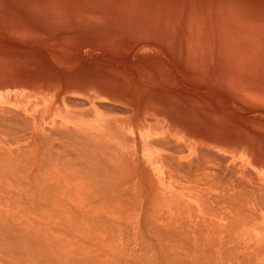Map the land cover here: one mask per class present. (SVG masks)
Instances as JSON below:
<instances>
[{
    "label": "rangeland",
    "instance_id": "1",
    "mask_svg": "<svg viewBox=\"0 0 264 264\" xmlns=\"http://www.w3.org/2000/svg\"><path fill=\"white\" fill-rule=\"evenodd\" d=\"M3 87H6L7 88L6 90H13L17 92L18 98L15 100V102H11V101H7L5 98L0 97V105H4V106L17 105L16 108L3 107V110L1 107L0 117H2L1 115L3 114L4 110H5L4 113H9V116L10 114L12 116L13 114L16 115L17 113L18 115L21 116V118L18 116L17 117L15 116L16 118L12 116L14 117L12 118L10 116L11 118L10 120V118L7 116L5 118V114H3L4 115L3 118H5V120L3 118L2 119L0 118L1 120L7 122L6 124L3 123L4 121L2 123L0 122L1 123L0 130L2 129L1 130L2 134L0 133V139H1L0 149L1 151H3V152L0 151V160H2L0 161V165H2L0 166V170H1L0 176L2 179L4 176V180H2L1 178L0 179L2 181L1 185L4 187V188L1 187L4 189V190L1 189L3 191L8 190L9 187L11 188L13 187L12 185L15 184L14 185L15 187L11 188L12 190L10 189L11 191L19 190V192H22V191H26V189H30L31 197L32 195L34 196V198L32 197L33 199L39 202L38 199L42 197L41 199L42 200L44 199V202L43 201L40 202H43L44 204H48L46 203L45 198L48 199L49 201L52 200V198L56 195L54 194V192L57 190V189L55 190V187L58 186V188L61 187V189H59L60 191L57 190V192L60 193V195L57 193V196L60 197L58 198L57 196H55L56 199H59L58 200L59 202L58 201L56 202H58L59 205L61 203V205L63 204L62 206L66 205L69 207L72 206L75 207L74 204L77 203H73V202H78L79 205L76 206L80 207L83 203L85 204L84 199L86 200L87 196H89L90 194H92V196L94 195L96 196L97 191H99L96 188L97 187L96 184L99 183V181H97V183L93 181L91 182V177H89L88 175H86L88 176L86 177L85 174H83L84 171L81 170L83 172L82 173L79 170L80 168L81 169L83 167L85 168V166L88 165L86 163L81 162L84 165L86 164L85 166L83 165V167H81L80 165L81 163L80 162H79L80 164L78 163L77 158L80 157L79 154L80 152L77 153L78 157H76V160L72 158L76 154L74 151L75 147L79 146L80 144L77 145L72 142L71 144H75L74 145L75 147L72 145V147L74 148L70 147L71 144L69 145V143L71 141L69 140H67L69 141L67 144L69 145L68 146L69 148L65 146V144L67 143L66 140H65L66 142L64 141L65 144L64 143L60 144L65 139V134L67 133L66 132L61 133L62 128L61 129L58 128L59 126L58 124L61 123L60 120L61 116H58L61 110L55 109L58 107L60 108L68 107L71 109L83 107L85 108V111H87V107L91 108V106H93V108L96 111H100L101 113L105 109L103 114L107 113L111 115L112 118L109 117V121L112 122L114 121L113 122L114 128H115V123L117 127H119L118 123H121V127H123V123L125 122L128 125L134 126L137 125V123L140 122V120H142L143 122H148L153 116L154 117L156 116L160 120V123L164 122V124L167 125V127L161 129L160 134L163 133V137H165V135L167 136L175 135L177 137V141H175L176 143L173 142L172 147H174V144H177L175 145L176 147L177 146L179 147L180 145L179 148L175 147L176 149H178V153L176 152L177 155L182 157V159H184L183 156L185 155L188 156V160H183V162L186 163L189 160L191 161L190 157L192 156L193 163L191 162L192 165L189 164V166L191 167H188L187 165L188 163L184 165L182 163L181 165L184 166L182 169V166L175 164L178 167L173 166V169L174 167L176 168V170L178 168V172L176 173L173 172L174 176L172 173V178H171V176L168 175L167 170L170 169V171H172V169L168 167V164L165 163L166 162L165 154L166 151L168 152L166 148L169 146H166L165 144L166 142L165 143L163 142V145H165L166 147L163 146L164 152L160 151V154L158 156L160 159L163 157L165 159V162L163 161V164L161 165H163V169H164L163 178L164 181L166 182L162 186L160 184V180L158 181L156 177H152L153 180H151V177L149 175L148 178L144 176L147 175V172L143 171L145 166L141 161V155L138 145H135V147H130L129 145L134 144L133 143L134 141H132L131 139L127 140L128 142L124 141L121 144V148L123 147L124 149L129 150L128 152L130 153L123 151L120 154L121 158H119V161L121 163L120 162L119 163L121 166L119 165L120 169L118 173L120 174L119 177H121L122 175V178H120L121 180H118L119 179L118 177L113 176L114 179L113 178L111 179L112 181L116 179V181H120V182L116 183V181H113L114 184L116 183L117 186L115 185L113 186L112 181L108 183L113 186L112 188L108 186H103V183H101L102 186L105 188L103 187L100 188L101 189L103 188L104 189L103 191H106L105 194H103L104 192L101 190L102 193L100 191V194L97 193V196L96 197L94 196L95 197L94 199L99 197L97 198V200L94 199L91 200V196L87 198L88 200H91V202L94 201L93 205H89L87 207L92 206L94 212L97 213V215L101 213L100 220H103L102 221L103 223L105 221L104 224L102 223L103 225L101 227V230L104 227L107 230V232L110 231L111 233L110 232L107 233L104 228H103L104 231L103 230L101 231L100 228L97 229L95 228L97 231H94V229L91 228L90 221H88V223L86 221V219H88L85 217L86 212L84 213L83 210H81L82 213L84 214H81V217L79 216L81 213L79 208L80 213L76 217L77 218L80 217V218L76 220V222L79 221L80 223L77 222L78 223L77 227L79 226V224L81 225L83 224V226H81L79 229L82 231L85 230L83 231L85 233L87 232L86 234L83 233L86 237H84L83 235V237L81 238L80 236L82 235V231H79L74 226L75 225L74 219H76L74 215H76L78 211L76 213L75 211L76 209L73 210V212L75 211L74 215L72 214V212L69 213V211H66L65 214L66 216L68 215L70 216L71 214L73 215L72 216L74 218V219L72 218L73 220L70 219L71 217L68 219H70V221L72 220L71 225H73L74 227L70 226V222L68 221L67 225L69 226H65V228L69 227L70 229H72L71 230L73 232L72 234H74L73 236H75L74 238L77 241L76 252L74 253V255L76 254H78V256L82 255L83 257L82 256L78 257V259L80 258L83 259L82 263L85 261L84 260L85 256L86 258L87 257L90 258V256L94 254L93 260L92 258H90V264H92L91 261H98V257L96 256L100 257L103 255V253H105V256H107L106 257L107 260L106 258L102 260L103 258L101 257L100 259L103 261V263L106 262V264H119L120 262H122L121 264H128V263L134 264V262L135 264H143V263L150 264L148 262V259H150L151 264H164V261H162V259L165 254L166 255L170 254V252L169 253L166 252L167 250H169L171 251V253L176 252L179 254L181 253L183 254L185 252L184 254L186 256L183 255L184 260L186 259L190 260V258L192 260L194 255L200 256L203 254L200 257V259L199 256L195 258L196 261L199 260L198 264H202L204 262L206 264L207 260H208L207 263L209 264L210 263L239 264V262L241 264H254V263L264 264L263 258H262L263 260H260L259 258L261 257H259L258 255H257L258 257H255L254 254L248 253V252L253 253L252 250L249 249L251 247L250 245H254L255 239L259 238L255 234V231H253L251 228L243 227L244 229L243 241L240 240L236 242L235 240H232L230 242L228 241L229 243L225 242L226 245H224L223 242L225 241L224 239H226L224 236L223 238H221L222 236H218V233H215V230H214V236H212V234H209L211 233V228H212L211 226L209 225L207 226L206 224L203 223L201 224L193 223V222L191 223V221L188 222V220H186L189 216L188 214L189 207L187 201L190 202L191 199L190 195H192L193 193L200 194L199 193L200 187H203L200 192H202L204 195L208 193L205 191H209L208 193L209 195L212 194L210 193L211 191L210 185L204 184V185H208V186H204L201 183V181L203 183L206 181L208 182V178L207 180L206 178L204 180V177L207 176L206 175L204 176L203 174L202 178H200V176L197 177V175L202 174L203 170L199 171L201 174H198V169H197L198 167L196 166L199 167L201 166L200 168L202 169L204 168L205 171H203V173L206 172L207 169L214 170L215 168V171L218 172V175L220 174L219 176L221 175L228 176L227 174L229 173H227L228 170L226 169L228 168L231 169L234 167L235 170L236 168L241 167V165L244 164L245 162L240 160L238 157L232 158L230 156V155H234V153L232 152L237 153L239 151L241 152L243 158L246 161H248L247 166L251 167L250 165H253L255 169L264 170V0H0V88ZM82 99L83 101L85 100L84 105ZM79 101L81 102V104L79 103ZM77 102L80 105H78ZM74 104L78 106H75ZM96 104H98L99 107ZM147 106L152 107V109L150 107L148 108ZM8 108H10L9 112H8ZM131 109L135 113H129L130 112L129 110ZM145 109H147L148 111L147 113L151 114L152 117L151 116H148L146 118L141 117V119L139 120L138 115L136 117L135 114L143 113ZM153 109L154 111H152ZM13 110L17 113L15 114ZM11 111H13V113ZM36 111H39L37 112L38 114H42L40 116V121H41L40 127H37L39 126L38 124L40 121L36 115ZM22 117L24 119H22ZM26 117H28V119H26ZM33 118L34 120H37V123L33 122ZM12 119L15 120V121L13 120L14 123L12 122ZM25 119L27 122L25 121ZM10 121L13 123L15 127L14 126L11 127L12 124H10ZM21 121H24V123L26 122L25 125H23L24 123H21ZM15 122L17 123V125L20 126H16ZM112 122H110V124H112ZM3 124H5L6 126L4 127L5 131L3 129ZM21 125L26 126L24 128L25 130L22 129L23 127ZM177 125L178 127H176ZM8 127L9 130L7 129ZM19 127H21V129ZM28 127L30 129H28ZM13 128H16L18 130L16 129L13 130ZM171 128L177 129L178 132L174 133ZM6 129L8 131L12 129L10 131V134L8 131L7 133L9 135L12 134L13 137L9 135L6 136L4 135V132L6 134ZM20 130H22V132H20ZM12 131L15 132L18 131V132L15 134V132ZM58 132L61 133L60 134L61 139H59L60 136L58 135L59 134ZM46 133H48L49 136L52 135L53 138L58 137L57 143H56L57 138H54V141L53 139H51L52 136L49 137L52 141L48 139V137L45 138L46 135L48 136V134ZM20 134L23 135L25 134V136L21 135L23 137H20ZM126 134H128V131ZM182 137L186 138L187 146L183 142ZM5 138L7 141L5 140ZM10 138L13 140H11ZM161 138L158 139V141L161 140ZM9 139L12 141V143ZM164 139H162V141ZM47 140L48 141L50 140L49 141L50 143ZM166 140H168L169 143L172 144L170 138H166L164 141ZM105 141H106L105 144H103L101 148L105 150L106 145H108V147L109 145L110 147L112 146L111 148L109 147L111 151L107 147V152L106 150L105 152L108 154H112L110 156L107 154V156L109 158L111 157L114 160L115 159L114 147H116V145H112V143H114L112 142L113 140L109 141V139H107ZM39 142L45 145L43 144L41 145V143ZM179 142L183 145V147H181V144ZM47 143H49L50 145H48ZM37 144L38 145L40 144L39 146L41 147H39ZM57 144L58 145L60 144L59 147ZM126 144H128V146H126ZM171 144H167V145H171ZM2 146L4 147V149H2L3 148ZM82 146L83 145H80L79 147ZM213 146H215L216 148ZM17 147L19 148L20 152ZM79 147H77L76 151L78 150L80 151V149H78ZM195 147L196 150L201 147L202 149L200 148V150L202 151L197 150L198 151L197 152L195 150ZM203 147H205L208 150L205 152L206 149H203ZM12 148L16 149L15 150L16 152ZM180 148L182 149V151L180 150ZM189 148L191 150H189ZM218 148L227 151L223 154H220L219 156V153H216V150H218ZM44 149H46V151ZM58 149L61 151H59ZM68 149H70L69 150L70 152H68ZM10 150L13 151L14 153L11 152ZM4 151L8 157L4 155ZM47 151L48 152L53 151V153H56V155L54 154V156H52L53 155L52 152H50L51 153L50 154ZM171 151L169 152L172 153ZM199 151L205 154L206 156L209 155L208 157H210V153L213 155V153L215 152L214 154H217V156H219V159H217V161L215 159V161L217 163L219 161V164H221L218 166L216 163V165L218 166V168L220 167L221 169H223L222 172H219L221 170L220 168L218 169L217 167H215V163L213 164L212 162L208 161V164L205 163L206 164L205 165L204 162H201L203 157H205V159L206 158L210 159L211 157L208 158L203 154L201 156L199 155ZM44 152L50 154L51 156L50 155L49 156L52 157V159L55 158L53 160L54 162L52 161L51 163L52 159L49 158L47 154L45 155ZM62 153L64 154L62 155ZM66 153L67 154L75 153L73 156L72 155L70 156L71 158L69 157L70 158L69 160H68L69 155L67 156V161H71V159H73V162L71 161L70 163L64 160L66 157L65 156ZM20 154H22V156H20ZM161 154L164 156H162ZM160 155L162 157H160ZM193 155L195 157H193ZM198 155L200 158L201 157L202 158L201 159L199 157L197 158ZM222 156L225 160L227 159V161H225L222 158ZM226 156L229 158H227ZM17 157L23 159L19 160ZM40 157L41 158L43 157V159H41ZM102 157L104 158V160L102 158L103 160L102 162H104L105 164L107 163L109 164L110 162L112 163V159L107 160V158H105L106 154H103ZM81 158L85 159L84 162H86V159L88 157L81 156ZM81 158H79V160ZM194 158L197 161L198 165L196 164ZM12 159L15 160L12 161ZM82 159L81 161H83ZM205 159L203 158L204 161H206ZM220 159L221 160L223 159L225 162L223 160L220 161ZM46 160L49 161L47 162ZM199 161L201 165L200 163H198ZM194 162H195V166H193ZM209 162L214 165V168L212 167L213 165L210 164ZM58 163L61 164L60 166L62 168L65 166L64 172L66 171L68 172V170H70L68 172L70 176L67 172L65 175L63 169H61L62 172H59L60 170L58 168L60 166L58 165ZM63 163H65L66 165ZM111 163L110 166H113V164ZM43 164L46 166H44ZM50 164H52L53 168H51ZM76 164L78 165L79 168L77 167ZM122 164L124 165L126 164L128 166L127 171H125L127 166L125 165L124 167ZM209 164L211 165L210 167L212 168L209 167ZM231 164L232 165L234 164L235 166H232ZM25 166H27L26 169ZM141 166L143 169H141ZM121 167L125 168L124 172L120 171L122 170ZM192 167L193 168L195 167L194 169L195 171H197L195 172L196 176L192 174L194 172V169ZM21 168H23L22 171ZM46 168L48 169L46 170ZM89 168L90 167L88 165V168L86 169L89 171L86 172L87 171L86 170L85 172L90 175L91 170ZM17 169H19L20 171ZM51 169L53 170L55 169V170L53 171ZM191 169L193 171H191ZM189 170L190 172H188ZM224 170H226V172H224L225 174H223ZM77 171L79 172L77 173ZM183 171L184 172L186 171L188 176L185 175L186 173H184ZM46 172H49L48 174L50 175H48ZM115 173H116L115 175L118 176V173L117 172ZM125 173L129 176L127 175L125 176ZM179 174L183 176H180L181 177L180 178L178 176ZM82 175L83 177H85L84 178L85 180H83ZM231 175L232 174H229V176ZM71 176H73L72 179ZM6 178L9 179L7 180ZM13 178L15 179L12 180ZM55 178L56 180H54ZM79 178L80 181H78ZM197 178H199L198 182L199 180L200 182L199 183L196 182V184L198 183L197 184L198 186L196 185V187L194 188L193 186L195 185H193V183L191 182H194L195 180L197 181ZM142 179H146V182L145 180ZM185 179H187L188 181H186ZM38 180L40 182H38ZM5 181L6 182L9 181L10 183L13 182V184L9 185L8 182L6 183ZM21 181L23 182V184L20 183ZM50 181L51 182L53 181L54 183L52 182L49 183L48 185L47 182ZM88 181L91 182L92 184L95 183L93 188L91 186L92 184L91 183L89 184ZM151 181H154V183ZM255 181L258 183L257 185L258 187L256 188H259L260 185L259 180L256 179ZM17 182L18 184L20 183L22 185L20 184L17 185ZM143 182H145L147 185L145 184V186H143L144 185ZM209 182L211 181L209 180ZM36 183L40 186L43 185V183L44 185L39 187ZM200 183L202 186H199ZM6 184L8 186H5ZM59 184H61L63 187ZM101 184L99 186H101ZM136 185L138 187H136ZM150 185L152 187L155 186L154 191L150 190L151 189ZM80 186H82V188L85 191L82 190ZM85 186L88 187L87 190L89 189L90 193L85 189L86 188ZM178 186L179 188H177ZM182 186L183 187L186 186V187L182 188ZM188 186L190 187L188 188ZM65 187L66 190H69L68 192L71 196L68 193H66L67 191L65 189H63ZM107 187L108 190H106ZM38 188H42L43 193L39 191ZM95 188L97 191L95 190ZM121 188L126 191L125 192L122 191ZM139 188L143 192L141 191V193H139L140 192ZM156 188H160L164 192L160 189L159 191ZM193 188L194 189L198 188L197 190L198 192L196 190L194 192ZM62 189L66 194L65 196L62 193L63 192ZM119 189H121V192L124 193L122 194L119 192L120 195L121 194L124 195L123 199L125 197V194L127 193L125 200L122 199V201H120V204L122 206L124 205L123 206L124 209L120 205L122 208L119 206L117 207L119 210H117V208L115 207L116 212L114 210L111 212L112 207L110 208V206H112L111 204L113 202L112 200H110V197L112 196L111 199H113L114 195H117L120 198L121 196L117 194L118 192H116V190L118 191ZM145 189L148 190L146 191ZM36 190H37V194L35 192ZM45 190H50V191L49 193H46ZM71 190H72L71 192L72 194L70 193ZM79 190L80 191L82 190V193ZM38 191L41 193H38ZM151 191H153L152 192L153 194H150ZM155 191L157 192L156 193L157 195L154 193ZM84 192H88L89 194L86 193L88 195L85 197ZM41 194H43L46 197L41 196ZM73 194L75 196H72ZM101 194L107 198H104ZM208 194L206 195L207 197L209 196ZM23 195L24 193L21 195V199H23L22 198ZM47 195L49 196L51 195V198L50 197L47 198L48 197ZM106 195H110V197ZM159 195L161 197H159ZM117 196L115 197L117 198ZM149 196H152L153 201L155 200V202L152 201V203H154L153 209L154 210L156 209L155 212L152 209V206H150L152 203L150 201L151 197ZM206 196H204L203 198H206ZM55 197L53 200H55ZM115 197H114V204L116 203ZM62 198H64V200H62ZM73 198L75 200H73ZM119 198H117V200ZM121 198L119 200H121ZM33 199H31V202L34 205H37L36 201L35 203L34 201H32ZM99 199L101 201L97 203ZM102 200L104 201L103 204L106 207V208L104 207L105 209L103 208L104 205L102 204L103 202ZM63 201L65 204L63 203ZM110 201L112 202L110 203V206L106 205ZM147 201H149V203L151 204L149 205ZM0 202H1V197H0ZM91 202L89 201V203ZM140 202L144 203L145 206L148 205L149 207L147 206L148 207V208L146 207L147 209L151 207L150 210H152V212L148 210L149 213L151 214V217H149V219L151 220V222H154L155 220L152 221V219H154L155 217L159 218V221H157V225L158 227H161L163 225V227L161 228H164V224L170 221L171 218L174 219L173 217L175 214H172L173 210L174 213H178L179 210L178 214H181L182 212V214L179 216L185 217L182 218V220L184 219L183 221H181L180 220L181 217L178 218L176 214L175 217L178 218V220H176L177 222L175 221V223H173L174 225L176 224V226H174L173 224L172 225L169 224L174 228L177 229L179 228L178 230L180 232L176 230L175 233V229L169 226V228L167 227L163 229V234H164V230L166 233L167 231L168 233L170 231V233L175 234V236L177 234V236L174 239H176L177 237L179 238L180 236L179 240L181 239L184 242V244L180 245L181 240L178 242L179 245L177 242H172L173 237L167 234L172 239H168L169 244L165 245L166 247H164L163 245L166 244L167 240L163 244L161 243L158 244L156 238L152 237L151 235H147V236L144 235L145 237L143 236L144 238L142 239L143 244H140L139 241V244L141 246L139 244L134 245L133 242L134 240L133 230H135L134 217ZM33 204L31 205L34 206ZM20 206H22L21 203ZM83 206L86 207V205H82L81 208H83ZM179 207L181 209H179ZM183 208H185L186 212L185 210H183ZM112 209H114V207ZM158 209L159 210L162 209V210L159 211ZM163 210H166V212H162ZM23 211L24 210L19 211L20 212L19 215L21 217L22 216H24L25 218L29 216L34 217V219L33 218L32 219L36 222L35 211H34L35 216L33 215V212H31V210H25V212ZM117 211L120 212L117 213ZM14 212H17V210H14ZM48 212L49 211H47V213ZM42 213L43 212L40 213L42 215V216L40 215L41 217H44L43 215L46 214L45 215L46 217H44L46 218V220L44 218H41L44 220V222L49 220L50 218L49 213L52 215V212H49L48 214L47 213L42 214ZM16 215H18V213ZM55 215L56 217L57 216L61 217V212L58 211L57 213L54 214V216ZM65 215L63 214L64 221H66ZM82 215H83V219H82ZM103 215H105V217ZM165 215L169 217L171 216L170 219ZM20 216L19 218H21ZM153 216L155 217L153 218ZM163 216H165L167 219H162ZM56 217H53V220L51 222L50 220L52 218L48 222H46L47 225L48 223L49 224L51 223L53 225L55 220L57 221L58 217L57 218ZM109 218H112V220H116V221H112L111 219L109 220ZM30 219L31 218H29V221L32 220ZM105 219L108 220L106 221ZM161 219L164 220V222ZM34 221L31 222V225L33 223L35 224ZM172 221L174 222V220ZM57 222H55L56 223L55 226L56 225L60 226V224H57ZM84 222L86 223V225H84L85 224ZM183 222H185V224L187 223L190 224V225L187 224L188 228H190V230L188 229V231H190V234L189 233L185 234L187 230L184 229L182 230V228L183 227L185 228L186 226ZM120 223H122L121 225L123 226V232H122L123 234L121 235L122 240L119 243L118 242L119 240L118 238H116V235L114 236V234L118 232L116 230L113 231L112 229L114 227L112 229L111 227L113 225L114 226L119 225ZM107 224L108 225L111 224L110 225L111 227L108 226ZM151 224H149V226ZM178 224L179 225L183 224V226L180 228ZM196 225L198 226L197 228ZM200 225L201 226L203 225L202 226L204 229L203 231H206V233L201 232L202 229L200 230V228L202 227H200ZM87 226L90 228L88 229ZM190 226H192V228ZM206 226L208 229L206 228ZM49 227L54 228V225L48 226V229ZM60 227H64V225ZM109 227L111 230L108 229ZM193 227L198 230L195 231L196 229L194 230ZM35 228L36 227H34L33 229ZM40 228L42 229L41 226ZM171 229H173L174 231ZM185 229H187V227ZM90 230L94 232L92 233V231L90 232ZM99 230L101 232H99ZM191 230L195 232H192ZM208 230L209 232L207 234ZM128 231H130V233ZM160 232H162V230ZM177 232L180 234L178 235ZM105 233H107V235ZM151 233L152 232H149L148 234ZM87 234H90L92 238L94 237L95 239L96 238L100 239L101 243L99 246L100 248L99 251H94V248L92 249L93 246L95 247L94 238L87 239L88 238ZM194 234H196L195 236L198 237V240L194 239ZM186 236L188 237L190 236L189 237L190 239H188ZM191 237L194 239V241ZM104 238H106L105 239L106 241H104ZM178 238L176 240H178ZM185 238L188 242L185 241ZM80 239H81L80 244L82 245H83V241L87 239L86 243L84 244L85 245L87 244L86 246L90 245L89 247H87V250H89V248L91 247L93 253H90L88 255L87 252L89 251L86 250V246L84 245L83 247L79 246L80 244H78L79 242L78 240ZM199 239H201V241ZM195 240L197 243L202 242L201 247H203L206 241L209 240V242L207 241L206 243L208 247L204 245L205 248L207 249L209 248V251L211 249L209 245L212 242L213 251L212 250L211 251L213 253L208 251L206 252L205 251L206 249L204 247L202 250H200L198 247H196L199 245V243L196 244ZM87 241L91 242V244L87 243ZM189 241L190 243L191 241L194 243H191L192 244L191 245ZM64 242L66 243V240L58 239L55 248H58L61 245L63 247V245L65 244ZM185 242H187L186 245ZM221 242L223 244H221ZM170 243H172V245L174 246V247L172 246L173 248H171ZM175 243L176 245H178L177 246L178 248L176 247ZM154 244L158 245L159 250L161 249L160 251H162V253L164 254L162 255L163 257H161L160 251L159 252L157 251L158 247L155 248V246L157 245L154 246ZM220 244L222 245L221 247L219 246ZM248 244L250 247H248ZM148 245L150 246L147 247ZM160 245L163 247V249L162 247H160ZM168 245L170 246L169 248H167ZM187 245L192 246L191 249H189L190 246ZM223 245L226 246L224 247L225 249L222 248ZM78 246L80 247L79 249H77ZM142 246L144 248L146 247L145 248L146 250L148 249L147 253L145 252V254H147L146 256L143 255L142 253L143 251H141ZM182 246L185 247H183L184 249L182 248L181 250L180 247ZM175 247H176V251L172 252L173 249H175ZM186 247L189 248L186 249ZM195 247L198 248L199 250L197 249L195 250ZM227 247L228 249L229 248L231 249V252L228 251ZM36 248H37L36 243L34 244L31 243V250H32L31 252L35 253ZM165 248L166 250L165 252H163ZM81 250L82 251L86 250L85 251L86 253L82 254ZM203 250L205 251V253H203L204 252ZM153 251L154 254H151L153 253ZM179 251H181V253ZM246 251L248 254L246 253ZM78 252L80 253V255ZM126 252H130L133 254L126 255L125 254ZM200 252L202 254H200ZM224 252L226 253L222 257ZM244 252L246 254H243ZM187 253L190 254L187 255ZM135 254L144 256V259H139ZM152 255L153 256L155 255V259H153L154 257ZM243 256L246 259V262L244 263L243 260L245 259L239 261V259H241L239 257H243ZM228 258L230 259L232 258L231 261L235 263L230 262ZM159 259L161 260L159 261ZM227 259L229 260V262ZM140 260H142L143 262H141ZM144 260L146 262H144ZM31 261H32L31 264H34L36 262L34 258H31Z\"/></svg>",
    "mask_w": 264,
    "mask_h": 264
},
{
    "label": "bare ground",
    "instance_id": "2",
    "mask_svg": "<svg viewBox=\"0 0 264 264\" xmlns=\"http://www.w3.org/2000/svg\"><path fill=\"white\" fill-rule=\"evenodd\" d=\"M65 99V98H64ZM65 101V100H64ZM82 101H83V99H82ZM85 101V100H84ZM84 101H83V105H84ZM111 101V100H110ZM55 102H57V101H55ZM89 102H90V100H89ZM66 103V102H65ZM75 103V102H74ZM79 103L81 104V102L79 101ZM114 103V102H113ZM125 103V102H124ZM67 104V103H66ZM70 104V103H69ZM77 104H78V102H77ZM80 104H78V105H80ZM86 104V103H85ZM90 104H91V102H90ZM75 105V104H74ZM78 105H75V106H78ZM98 107H99V105L98 104H96ZM71 106V105H70ZM72 106H73V104H72ZM103 106V105H102ZM2 107V110H3V107H17V105H13V106H10V105H7V106H4V105H0V108ZM19 107V106H18ZM100 107H101V105H100ZM148 107V106H147ZM150 107V106H149ZM148 107V108H149ZM106 108V107H105ZM110 108V107H109ZM112 108V107H111ZM151 109H152V107H150ZM154 108V107H153ZM155 108H156V106H155ZM5 109V108H4ZM7 109V108H6ZM35 109V108H34ZM42 109V108H41ZM56 110L57 109H60L61 110V112H59V115L58 116H61V123L60 124H58L59 126H58V128L59 129H61V133H67V134H65V139L63 140V142H61L60 143V141H59V143L60 144H62V143H64L65 144V142L67 141V140H69V141H71L70 143H69V145L73 142V143H75V144H77V145H83L82 147H79V146H74L75 144H71L70 145V147L71 148H74L75 147V155L74 154H67L66 153V157H65V159L64 160H66V162H70L71 163V161L73 162V159H71V161H67V156H68V160L71 158L70 156L72 155H74L72 158H74L75 160H76V157H78V152H80L79 154H80V157L79 158H81V156H83V157H88L87 159H86V162H84V160L85 159H82L83 161H81V159L79 160V158H77L78 159V163L80 162H82V163H86V164H88L89 165V169L91 170V174L89 175V174H87L86 172H88L89 170H87L86 168H88V165H84V164H80L81 165V167H83V165L85 166V168L83 167L82 169L80 168L79 170L81 171H84V173L83 174H85V176L86 175H88L89 177H91V182L93 181V182H95V183H97V181H99V183L101 184V183H103V186H108V187H110V188H112L114 185L115 186H117L116 185V183L118 182H120V181H116V179L115 180H113V181H116V183L114 184V182L111 180L112 178H113V176H116V177H118L119 179L118 180H121L120 178H122V175H121V177H119V173H118V171H119V165H120V161H119V158H121V156H120V154L124 151H126V152H128L129 150H127V149H124L123 147L121 148V144L124 142V141H127V140H129V139H131L132 141H134L133 143L134 144H130L129 146L130 147H135V145H138V148H139V151H140V155H141V161L143 162V164H144V169L142 168V166H141V169H143V171L145 172H147V175H144L145 177H147L148 178V175L151 177V180H153V178L152 177H156L157 179H158V181L160 180V184L163 186L164 185V183L166 182V181H164V178H163V165H161V164H163V161L165 162V159H166V164H168V167H170L171 169H172V171H170V169H168L167 170V172H168V175H170L171 176V178H172V173L173 172H178V168H177V170H176V168L175 167H178L177 165H180V166H182L181 164L183 163V165L184 164H187L188 165V167H191V166H189V164H191V162H192V154L190 155L191 157V161L189 160L188 162H183V160H188V156L187 155H185V156H183V158L184 159H182V157H180L179 155H177V153H178V149H176L177 147L175 146V145H177V144H174V147H172V145H173V142L174 143H176L175 141H177V137L175 136V135H170V136H167V135H165V137H163V133L162 134H160L161 133V129H164V127H167V125H165L164 124V122H162V123H160V120L155 116H151V114H149V113H147L148 111H147V109H145L144 110V112L143 113H139V114H135V116L137 117V115H138V118H139V120L141 119V117L142 118H146V117H148V116H151L152 118V120L150 119V121H148V122H143L142 120H140V122H138L137 123V125H134V126H132V125H128L126 122L125 123H123V127H121V123H118L119 124V127H117V125H116V123H115V128H114V125H113V122L112 121H109V117L110 118H112L111 117V115L110 114H103V112L105 111V109L102 111V113L100 112V111H96L94 108H93V106H91V108H89V107H87V111H85V108H83V107H80V108H75V109H71V108H68V107H66V108H60V107H58V108H55ZM93 109V110H92ZM102 109H103V107H102ZM108 109V108H107ZM106 109V110H107ZM150 109V110H151ZM260 109V108H259ZM39 110V109H38ZM135 110V109H134ZM137 110V109H136ZM10 111V108H8V112ZM14 111V110H13ZM13 111H11L12 113H13ZM43 111V110H42ZM130 111V112H129ZM128 112L129 113H135L132 109L131 110H129ZM152 111H154V109L152 110ZM5 112V110L3 111V114H5V118H6V116L7 117H9L10 118V116H11V114H10V116H9V113H4ZM7 112V111H6ZM10 112V113H11ZM19 112V111H18ZM46 112V111H45ZM108 112H110V111H108ZM138 112V111H137ZM14 113L16 114L17 112H15L14 111ZM20 113V112H19ZM129 113H127V114H129ZM154 113V112H153ZM1 115L2 117H0L1 119L3 118V116L4 115ZM29 115V114H28ZM42 114H37V117H38V119H39V121H40V116H41ZM132 115H134V114H132ZM157 115V114H156ZM12 116H18V117H20L21 118V116L20 115H18V113L16 114V115H12ZM11 116V117H12ZM14 117H12V118H14ZM15 117V118H16ZM5 118H3L4 120H5ZM0 119V122L2 123L4 120H1ZM22 119H24L23 117H22ZM26 119H28V117H26ZM26 119H25V121H26ZM148 119V118H147ZM10 120H11V118H10ZM14 119H12V122L14 123V121H13ZM17 120H18V118H17ZM17 120H16V122H17ZM126 120H127V118H126ZM29 121V120H28ZM168 121V120H167ZM11 121H10V124H12L11 125V127L12 126H14L13 125V123H12ZM15 122V123H16ZM27 122V121H26ZM25 122V123H26ZM33 122H36L37 123V120H34V118H33ZM110 122H112V124H110ZM0 123V124H1ZM3 123H7L6 121H4ZM9 123V122H8ZM21 123H24V121H21ZM21 123H18V124H21ZM25 123L23 124V125H25ZM30 123V122H29ZM5 124H3V129H4V127H6L5 126ZM28 124V123H27ZM16 126H20V125H17V123L15 124ZM125 125V126H124ZM8 126V125H7ZM22 126V125H21ZM171 126V125H170ZM10 127V126H9ZM9 127L7 128L8 130H9ZM15 127V126H14ZM23 128L22 129H24L26 126H22ZM53 127V126H52ZM174 127V126H173ZM176 127H178V125L176 126ZM2 128V127H1ZM17 128V127H16ZM16 128H13V130L14 129H16ZM20 129H21V127H19ZM112 128H114V129H112ZM6 129V134H5V132H4V135L6 136V135H9L10 134V131L12 130H10V131H8ZM27 129V128H26ZM28 129H30L29 127H28ZM172 129V128H171ZM2 130V129H1ZM1 130H0V133H1ZM16 130H18V129H16ZM25 130V129H24ZM24 130H23V132H24ZM4 131H5V129H4ZM7 131L9 132V134L7 133ZM48 131V130H47ZM117 131H119V132H117ZM127 131H128V134H126L127 133ZM172 131L174 132V133H177L178 131H177V129H172ZM12 132H15V131H12ZM18 132V131H17ZM17 132H15V134L17 133ZM20 132H22V130H20ZM46 132V131H45ZM121 132V133H120ZM27 133V132H26ZM59 133V132H58ZM61 133H59L58 135L60 136V138L59 139H61ZM2 134V133H1ZM46 134H48V133H46ZM124 136H123V135ZM179 134V133H178ZM13 135H14V133H13ZM18 135V134H17ZM16 135V136H17ZM21 135H23V134H20V137H23V136H25V134L23 135V136H21ZM28 135V134H27ZM26 135V136H27ZM30 135V134H29ZM51 135V134H50ZM9 136H12V134L11 135H9ZM42 136V135H41ZM52 136V135H51ZM51 136H49V134H48V136L46 135L45 136V138H47L48 137V139H50L49 137H51ZM55 136H56V133H55ZM180 136V135H179ZM182 136V135H181ZM13 137V136H12ZM19 137V136H18ZM62 137H64V136H62ZM161 137H163V138H161ZM7 138V137H6ZM6 138H5V140H6ZM9 138V137H8ZM17 138V137H16ZM42 138V137H41ZM44 138V139H45ZM54 138H57L56 139V143H57V140H58V137H54ZM54 138H53V136L51 137V139H53V141H54ZM127 138V139H126ZM161 138V140H159L158 141V139H160ZM166 138H170V141H172V144L171 143H169V141L168 140H166V141H164ZM183 138V137H182ZM11 139V138H10ZM9 139V140H10ZM20 139V138H19ZM23 139V138H22ZM25 139V138H24ZM50 139V140H51ZM63 139V138H62ZM72 139V140H71ZM107 139H109V141L110 140H113L112 142H114V143H112V145H116V147H114L113 149L115 150V152H114V157H115V159L113 160L111 157L109 158L108 156H107V154L108 153H106L107 152V147H108V145H106V148H105V150H106V152H105V150H103L101 147L103 146V144H105V140H107ZM162 139H164L163 141H162ZM1 140V139H0ZM11 140H13V139H11ZM10 140V141H11ZM49 140V141H50ZM66 140V141H65ZM131 140H130V142H131ZM7 141V140H6ZM10 141H8V142H10ZM41 141V140H40ZM48 141V140H47ZM48 141V142H49ZM52 141V140H51ZM65 141V142H64ZM69 141H67V143L65 144V146L66 147H68L69 145H67L68 144V142ZM162 141V142H161ZM2 142H3V139H2ZM5 142V141H4ZM104 142V143H103ZM128 142V141H127ZM163 142L166 144V146H171L170 148L169 147H167L166 149L168 150V152L166 151V154H165V159H164V157L163 158H159L158 156H159V154H160V151L161 152H164V147H166L165 145H163ZM183 142L185 143V145H186V142H187V140H186V138H183ZM11 143H12V141H11ZM35 143H37V142H35ZM39 143H41V142H39ZM50 143V142H49ZM49 143H47L48 145H50ZM160 143H162V144H160ZM180 143V142H179ZM6 144V143H5ZM43 143H41V145H42ZM59 144V145H60ZM63 144V145H64ZM167 144H171V145H167ZM181 144V143H180ZM190 144V143H189ZM7 145V144H6ZM38 145V144H37ZM40 145V144H39ZM38 145V146H39ZM43 145H45V144H43ZM47 145V146H48ZM52 145V144H51ZM53 145H56V144H53ZM58 145V144H57ZM59 145H58V147H59ZM72 145L74 146V147H72ZM179 145V144H178ZM184 145V146H185ZM47 146H46V148H47ZM126 146H128V144H126ZM125 146V147H126ZM164 146V147H163ZM187 146V145H186ZM206 146H207V144H206ZM3 147V146H2ZM39 147H41V146H39ZM50 147H52V146H50ZM57 147V148H58ZM77 147H79L78 149H80V151L78 150V151H76V149H77ZM109 147H110V145H109ZM108 147V148H109ZM112 147V146H111ZM110 147V148H111ZM176 147V148H175ZM179 147H180V145H179ZM178 147V148H179ZM181 147H183V145L181 144ZM213 147H215V146H213ZM1 148V147H0ZM18 148V147H17ZM44 148V147H43ZM55 148V147H54ZM56 148V149H57ZM61 148V147H60ZM59 148V149H60ZM69 148V147H68ZM70 148V149H71ZM83 150H82V149ZM110 148H109V150H110ZM201 148V147H200ZM200 148H198L197 150H200ZM216 148V147H215ZM2 149H4V147L2 148ZM12 149H14V148H12ZM49 149V148H48ZM55 149V150H56ZM58 149V150H59ZM65 149H67V148H65ZM70 149H68V152H70L69 150ZM202 149V148H201ZM203 149H206L205 147H203ZM16 149H14V151H15ZM18 150H19V148H18ZM45 151H46V149H44ZM50 150V149H49ZM48 150V151H49ZM52 150V149H51ZM54 150V151H55ZM72 150V149H71ZM134 150V149H133ZM172 150V151H171ZM180 150L182 151V149L180 148ZM189 150H191L190 148H189ZM195 150H196V147H195ZM196 150V151H197ZM208 149H206L205 150V152L207 151ZM210 150V149H209ZM0 151H1V149H0ZM7 151V150H6ZM11 151V150H10ZM28 151V150H27ZM29 151H31V150H29ZM47 151V152H48ZM57 151V150H56ZM59 151H61V150H59ZM66 151V150H65ZM90 151V152H89ZM111 151V150H110ZM169 151H171L172 153H170ZM184 151V150H183ZM187 151V150H186ZM200 151H202V150H200ZM199 151V155H201L202 156V154L203 153H201ZM211 151V150H210ZM209 151V152H210ZM227 150H223V149H220V148H218V150H216V153H219V156H220V154H223V153H225ZM238 151V150H237ZM1 152H3V151H1ZM11 152H13V151H11ZM16 152V151H15ZM19 152H20V150H19ZM18 152V153H19ZM23 152H25V151H23ZM50 152H52V156H54V154L56 155V153H53V151H50ZM50 152H48V153H50ZM67 152V151H66ZM72 152V151H71ZM177 152V153H176ZM198 152V151H197ZM203 152H204V150H203ZM214 152V151H213ZM14 153V152H13ZM12 153V154H13ZM45 153V152H44ZM48 153H45V155L47 154V156L49 157V158H51L52 159V157H50L51 155V153L50 154H48ZM106 154V157L105 158H107V160H110V159H112V163L111 164H113V166H110V163L108 164H105L104 162H102L103 160H104V156L102 157V155L103 154ZM128 153H130V152H128ZM179 153H180V151H179ZM189 153V152H188ZM215 153V152H214ZM213 153V155L210 153V157H208L209 155H205V154H203L204 156H206V157H208V158H210V159H205V157H203L206 161H204L203 160V158H202V160H201V162H204V164L205 163H207L208 164V161H210V162H212L213 164L215 163V167H217L218 168V166L219 165H221V164H219V161H218V163L216 162L217 161V159H219V156H217V154H214ZM232 153H234V155H230L232 158H234V157H238L240 160H242V161H245L244 162V164H242L241 165V167H238V168H236L235 170H234V167L233 168H231V169H226V170H228V171H230V172H232V169H233V172L232 173H230V172H228L227 171V173H229V174H232L231 176H229V174H227L228 176H225V175H221V176H219L218 175V172H216L215 171V168H214V165L212 164V163H210V164H212L213 166V168H214V170H212V169H210V170H208L207 168V171L206 172H204L203 173V171H205L204 170V168L202 169V168H200L199 166H196V167H198L197 169H198V174H201L199 171H202V174L201 175H197V177L198 176H200V178H202L203 177V174H204V176L206 175L207 177H204V180H205V178H206V180H207V178H208V182L206 183V182H202L201 181V183L204 185V184H208V185H210V189H211V191H210V193H212L211 195H209L208 193H209V191H205V192H208V193H206L205 195L202 193V192H200L201 191V189L203 188V187H200V189H199V193L200 194H198V193H193L194 194V196H193V194L192 195H190L191 196V199H190V202L189 201H187V204H188V207H189V210H188V214H189V216H188V218L186 219V220H188V222H190L191 221V223L193 222V223H203V224H206L207 226L209 225V226H211L210 228H211V233H209V234H212V236H214V230H215V233H218V236H222L221 238H223V236L226 238V239H228V240H226V239H224L225 241L223 242V240H222V242L224 243V245H226L225 244V242H230V241H232V240H235L236 242L237 241H243L244 240V238H243V234H244V229H243V227H248V228H251L253 231H255V234L259 237L258 239H255V243H254V245H250L249 246V244H248V247H250L249 249L250 250H252V252L253 253H250V252H248L249 254H254V256L255 257H261V258H259L260 260H263L264 259V170H262V169H255L254 168V166L253 165H250L251 167H249V166H247L248 165V161H246L244 158H243V156H242V154H241V152H237V153H235V152H232ZM58 154V153H57ZM61 154V153H60ZM64 153H62V155H63ZM89 154V155H88ZM135 154V153H134ZM162 154H164V153H162ZM161 154V155H162ZM198 154V153H197ZM196 154V155H197ZM4 155H6L5 154V151H4ZM50 155V156H49ZM109 156L110 155H112V154H108ZM132 155V154H131ZM130 155V156H131ZM160 155V157H162V156H164V155H162L161 156ZM199 155L197 156V158L199 157ZM3 156V155H2ZM1 156V157H2ZM7 156V155H6ZM10 156V155H9ZM17 156H18V154H17ZM20 156H22V154H20ZM28 156V155H27ZM44 156V155H43ZM59 156V155H58ZM8 157V156H7ZM26 157V156H25ZM55 157H57V156H55ZM70 157V158H69ZM167 157V158H166ZM193 157H195L194 155H193ZM225 157V156H224ZM227 157V156H226ZM3 158V157H2ZM14 158V157H13ZM19 160H22V159H20L19 157H17ZM16 158V159H17ZM41 158V157H40ZM45 158V157H44ZM101 158V159H100ZM102 158H103V160H102ZM196 158V159H197ZM200 158V157H199ZM200 158V159H201ZM222 158H223V156H222ZM227 158H229V157H227ZM8 159V158H7ZM30 159H31V157H30ZM41 159H43V157L41 158ZM46 159H47V157H46ZM50 159V160H51ZM55 158H53L52 160H51V163H52V161L54 160ZM215 159H216V161H215ZM224 159V158H223ZM222 159V160H223ZM15 160V159H14ZM13 159H12V161H14ZM29 160V159H28ZM57 160V159H56ZM101 160V161H100ZM194 160H195V158H194ZM198 160V159H197ZM211 160H213V161H211ZM221 159H220V161H222ZM225 160V159H224ZM223 160V161H224ZM0 161H2V160H0ZM5 161H6V159H5ZM9 161V160H8ZM39 161H40V159H39ZM42 161V160H41ZM47 162L49 161V160H46ZM46 161H44V162H46ZM58 161V160H57ZM60 161V160H59ZM115 161V162H114ZM196 161V160H195ZM225 161H227V159L225 160ZM224 161V162H225ZM10 162V161H9ZM19 162H21V161H19ZM31 162V161H30ZM54 162V161H53ZM61 162H62V159H61ZM76 162V161H75ZM107 162H109V161H107ZM120 162V163H119ZM138 162V161H137ZM136 162V163H137ZM233 162V161H232ZM2 163H4V162H2ZM24 163V162H23ZM27 163V162H26ZM43 163V162H42ZM77 163V164H78ZM193 163V162H192ZM198 163H200V161L198 162ZM216 163H217V165H216ZM223 163V162H222ZM231 163V162H230ZM15 164H17V163H15ZM25 164V163H24ZM30 164V163H29ZM37 164V163H36ZM35 164V165H36ZM54 164H57V163H54ZM63 164H65V163H63ZM68 164V163H67ZM76 164V165H77ZM166 164H165V166H166ZM170 164V165H169ZM175 164H177V165H175ZM196 164H197V161H196ZM209 164V167L211 166ZM234 164H236V163H234ZM232 165V166H235V165ZM240 164V163H239ZM27 165V164H26ZM31 165V164H30ZM30 165H29V167H30ZM44 165V164H43ZM43 165H42V167H43ZM49 165V164H48ZM58 165L60 166L61 164L60 163H58ZM57 165V166H58ZM66 165V164H65ZM69 165V164H68ZM67 165V166H68ZM124 167H125V165L124 164H122ZM187 165H185V166H187ZM192 165V164H191ZM198 165V164H197ZM200 165H201V163H200ZM203 165V164H202ZM206 165V164H205ZM0 166H2V165H0ZM12 166H14V165H12ZM16 166V165H15ZM44 166H46V165H44ZM50 166H51V168H53L52 167V164H50ZM54 166V165H53ZM62 166H64V165H62ZM72 166V165H71ZM121 166V165H120ZM127 166V165H126ZM173 166H175L174 167V169H173ZM193 166H195V162H194V165ZM208 166V165H207ZM19 167H20V165H19ZM22 167V166H21ZM26 167L27 166H25V169H26ZM28 167V168H29ZM40 167H41V164H40ZM61 167V166H60ZM58 168L60 171L59 172H62L61 171V169H63V172H64V168H65V166L62 168ZM77 167H78V165H77ZM124 167H121L122 168V170H120V171H122V172H124V170H125V168ZM138 167V166H137ZM136 167V168H137ZM183 167L184 166H182V169H183ZM187 167V168H188ZM206 167V166H205ZM212 167H210V168H212ZM246 167H248V168H246ZM36 168H37V166H36ZM56 168V169H57ZM79 168V167H78ZM118 168V169H117ZM150 168V169H149ZM193 168V167H192ZM195 168V167H194ZM193 168V169H194ZM216 168V169H217ZM220 168V167H219ZM218 168V169H219ZM243 168H245V169H243ZM2 169V168H1ZM11 169V168H10ZM22 169L23 168H21V171H22ZM42 169H44V168H42ZM48 168H46V170H47ZM57 169V170H58ZM67 169H68V167H67ZM66 169V170H67ZM127 169H128V166H127V168H126V170L125 171H127ZM190 169V168H189ZM221 169V168H220ZM12 170V169H11ZM17 170H19V169H17ZM51 170H53V169H51ZM55 170V169H54ZM53 170V171H54ZM77 170V169H76ZM87 170V171H86ZM117 170V171H116ZM131 170V169H130ZM173 170H176V171H173ZM180 170V169H179ZM222 170L223 169H221L219 172H222ZM226 170H224L223 171V174H225L224 172H226ZM1 171V170H0ZM4 171H6V170H4ZM13 171V170H12ZM20 171V170H19ZM19 171H17V172H19ZM26 171V170H25ZM41 171V170H40ZM39 171V172H40ZM70 170H68V172H69ZM86 171V172H85ZM170 171V172H169ZM191 171H193L192 169H191ZM218 171V170H217ZM23 172H24V170H23ZM42 172H44V171H42ZM67 172V171H66ZM66 172H64L65 173V175H66ZM67 172V173H68ZM72 172V171H71ZM70 172V173H71ZM79 171H77V173H78ZM115 172H117L118 173V176L117 175H115L116 173ZM128 172H129V170H128ZM184 172V171H183ZM188 172H190V170L188 171ZM195 172H197V171H195V169H194V172L192 173L194 176H196V174H195ZM5 173V172H4ZM12 173V172H11ZM15 173V172H14ZM13 173V174H14ZM47 174L49 173V172H46ZM64 173H63V175H64ZM76 173V172H75ZM76 173V174H77ZM184 173H186L185 175H187V172L185 171ZM16 174V173H15ZM45 174V173H44ZM69 174V173H68ZM68 174H67V177H68ZM74 174V173H73ZM79 174H81V173H79ZM111 174H114V175H111ZM145 174V173H144ZM181 174V173H180ZM178 175L179 177L180 176H183V175ZM191 174V175H192ZM222 174V173H221ZM1 175V174H0ZM11 175V174H10ZM46 175V174H45ZM48 175H50V174H48ZM53 175V174H52ZM51 175V176H52ZM127 174L125 173V176H126ZM13 176V175H12ZM69 176H70V174H69ZM79 176V175H78ZM78 176H77V178H78ZM81 176V175H80ZM88 176H86V177H88ZM127 176H129V175H127ZM173 176H174V173H173ZM188 176V175H187ZM6 177V176H5ZM7 177H9V176H7ZM16 177V176H15ZM19 177H20V175H19ZM46 177V176H45ZM53 177V176H52ZM52 177H50V178H52ZM55 177V176H54ZM66 177V176H65ZM72 177L73 176H71V179H72ZM82 177H83V175H82ZM82 177H80V178H82ZM178 177V178H179ZM190 177V176H189ZM0 178H1V176H0ZM60 178V177H59ZM62 178V177H61ZM80 178H79V180L78 181H80ZM85 177H83V180H85L84 179ZM126 178V177H125ZM146 178V179H147ZM181 178V177H180ZM257 180H259V188H256V187H258L257 185H258V183L255 181L256 179ZM2 179V178H1ZM1 179H0V197H1V202H0V264H31V258H34V260L36 261L35 263L36 264H90V258H92V260H93V255L92 256H90V258L89 257H87L86 258V256H85V258H84V262L82 263V260L83 259H78V257H81V256H78V254H76L77 255V257H76V255H74V253L76 252V240H75V236H73L74 234H72L73 232L71 231L72 229H70L69 227H67V228H65V226H69V225H67V223H68V221L70 222V226H72V227H76L79 231H82V230H80L79 228L81 227V226H83V224L81 225V224H79V226L77 227V222H79V221H77L76 222V220H78L80 217H81V214H84L85 212H86V214H85V217L86 218H88V219H86V221H87V223H88V221H90V223H91V228H93L94 229V231H97L96 229L97 228H100V230H101V227H102V225L105 223V221H104V223L102 222L103 220H100V216H101V213L100 214H98L97 215V213H95L94 212V210H93V208H92V206H90V207H87V206H89V205H93V202L94 201H92L91 202V200L92 199H94L96 196H97V193L98 194H100V191L102 190H104L103 188H105V187H103L102 186V184H101V186H99L100 184L99 183H97L96 184V188H97V190H99V191H97L96 190V188H95V190L97 191V193H96V196L94 197V196H92V194H90L89 196H91V200H88L87 198H89V196H87L89 193H90V190L88 189L87 190V186H85L86 188V190L87 191H89V193L88 192H84V196L86 197V200L84 199V202H85V204L83 203L82 205H86V207L85 206H83V208H81L82 207V205L79 207V206H76V205H79V203L78 202H73V203H77V204H74L75 205V207H69V206H66V205H64V206H62L61 205V203H60V205H59V199H56V197L55 196H57V190H59V189H61V187L60 188H58V186H56L55 187V192H54V194H56L54 197H55V200H53L54 199V197L52 198V200H48V199H46L45 198V200H46V203H48V204H44L43 202H44V199L42 200L41 198V196H43V197H46V196H44L43 194H41V196H39V197H41L40 199H38L39 200V202L38 201H36L35 199H33L34 198V196L32 195V197H31V191H30V189H26V191H22V192H19V190H17V191H11L12 189L11 188H13V187H15L14 185L15 184H13V182H9V181H7L8 182V184L10 185V184H13L12 186L13 187H9V189L8 190H5V191H3L4 189V187L1 185L2 183V181H1ZM7 179V178H6ZM9 179V178H8ZM7 179V180H8ZM15 178H13L12 180H14ZM46 179V178H45ZM66 179V178H65ZM93 179V180H92ZM114 179V178H113ZM146 179H142V180H145V182H146ZM184 179V178H183ZM198 179L199 178H197V181L195 180L194 182H195V184H194V182H191V183H193V185H195V186H193L194 188L196 187V185L200 182V180H199V182H198ZM2 180H4V176H3V179ZM48 180V179H47ZM54 180H56V178L54 179ZM70 180V179H69ZM68 180V181H69ZM74 180H75V178H74ZM82 180V179H81ZM86 180H87V178H86ZM149 180V179H148ZM147 180V181H148ZM186 181H188L187 179H185ZM202 180V179H201ZM209 180L211 181V182H209ZM23 181V180H22ZM20 182V183H22L23 184V182ZM58 181V180H57ZM61 181V180H60ZM66 181V180H65ZM112 181V183H113V186L112 185H110V184H108V183H110ZM186 181H183V182H186ZM6 182V181H5ZM6 182V183H7ZM34 182V181H33ZM38 182H40L39 180H38ZM46 182V181H45ZM53 182V181H52ZM51 181L50 182H47L48 183V185H49V183H52ZM89 182V181H88ZM91 182H89V184L91 183ZM137 182V181H136ZM142 182V181H141ZM145 182H143L144 183V185L143 186H145ZM151 182H153L154 183V181H151ZM196 182H198L197 184H196ZM19 183V184H20ZM54 183V182H53ZM59 183V182H58ZM95 183L94 184H92L91 186H92V188L94 187V185H95ZM168 183V182H167ZM166 183V184H167ZM175 183V182H174ZM181 183V182H180ZM189 183H190V181H189ZM201 183L199 184V186H202L201 185ZM5 184V183H4ZM18 184V182H17V185H19ZM22 184H20V185H22ZM32 184V183H31ZM37 184V183H36ZM41 184V183H40ZM62 184V183H61ZM61 184H59V185H61ZM105 184V185H104ZM122 184V183H121ZM136 184V183H135ZM139 184V183H138ZM150 184H152V183H150ZM182 184V183H181ZM16 185V186H17ZM35 185V184H34ZM33 185V186H34ZM38 185V184H37ZM36 185V186H37ZM43 185H44V183H43ZM43 185H41V186H43ZM45 185H46V183H45ZM53 185V184H52ZM56 185V184H55ZM63 185V184H62ZM61 185V186H62ZM66 185V184H65ZM73 185V184H72ZM72 185H70V186H72ZM80 185V184H79ZM86 185V184H85ZM123 185V184H122ZM142 185V184H141ZM147 185V184H146ZM154 185V184H153ZM208 185H204V186H208ZM5 186H8L7 184L5 185ZM39 187H41L40 185H38ZM37 186V187H38ZM74 186V185H73ZM83 186V185H82ZM82 186H80L81 188H82ZM140 186V185H139ZM143 186H142V188H143ZM168 186V185H167ZM171 186H173V185H171ZM198 186V185H197ZM1 187H3V188H1ZM29 187V186H28ZM52 187V186H51ZM63 187V186H62ZM89 187H90V185H89ZM99 187V188H98ZM100 187H103L102 189L100 188ZM108 187H107V189L106 190H108ZM121 187V186H120ZM127 187V186H126ZM129 187V186H128ZM136 187H138L137 185H136ZM148 187V186H147ZM155 187V186H154ZM154 187H152L151 185H150V190H153L154 191ZM184 187H186V186H184ZM183 186H182V188H184ZM190 186H188V188H189ZM45 188V187H44ZM43 188V189H44ZM75 188V187H74ZM91 188V189H92ZM118 188V187H117ZM123 188V187H122ZM121 188V189H122ZM145 188V187H144ZM149 188V187H148ZM163 188V187H162ZM177 188H179V186L177 187ZM187 188V189H188ZM193 188V189H194ZM1 189H3V190H1ZM11 189V190H10ZM39 189V191H41L42 193H43V190H42V188H38ZM41 189V190H40ZM46 189H47V187H46ZM51 189H53V188H51ZM50 189V190H51ZM63 189H65L66 190V187L65 188H63ZM62 189V193L64 194V196L66 195L65 193H64V190ZM72 189V188H71ZM116 189V188H115ZM121 189H119L118 191L116 190V192H118L117 194L118 195H120L119 194V192L120 193H122V194H124L123 192H121ZM124 189V188H123ZM122 189V191H126V190H123ZM157 190H159L160 188H156ZM155 189V190H156ZM164 189V188H163ZM205 189V188H204ZM24 190V189H23ZM30 192H29V191ZM50 190H45L46 191V193H49V191ZM75 190V189H74ZM82 190H84L83 188H82ZM82 190L80 191L81 193H82ZM93 190V189H92ZM112 190V189H111ZM111 190H109V191H111ZM113 190H114V188H113ZM127 190H129V189H127ZM138 190V189H137ZM139 190H140V188H139ZM146 190V189H145ZM148 190V189H147ZM146 190V191H147ZM160 190H162V189H160ZM159 190V191H160ZM177 190V189H176ZM195 190L197 191L198 190V188H196V189H194L193 191L195 192ZM206 190V189H205ZM21 191V190H20ZM38 191V193H41V192H39ZM45 191H44V193H45ZM48 191V192H47ZM52 191V190H51ZM60 191V190H59ZM67 192L66 193H68L69 194V190H66ZM85 191V190H84ZM95 191V192H96ZM102 191H101V193H102ZM108 191V192H109ZM141 191L142 190H140V192L139 193H141ZM153 191H151L150 192V194H153L152 192ZM163 191V190H162ZM179 191V190H178ZM187 191V190H186ZM32 192H33V190H32ZM36 192V194H37V190L35 191ZM72 192V190L70 191V193ZM78 192V191H77ZM93 192V191H92ZM104 193L103 194H105V192L106 191H103ZM143 192V191H142ZM149 192V191H148ZM164 192V191H163ZM162 192V193H163ZM185 192V191H184ZM188 192V191H187ZM198 192V191H197ZM24 193V195H23V199H21V195ZM46 193H45V195H46ZM52 193V192H51ZM73 193H74V191H73ZM79 193V192H78ZM86 193H88V194H86ZM114 193H115V191H114ZM155 194L157 193L156 191L154 192ZM161 193V194H162ZM202 193V194H201ZM53 194V193H52ZM59 195H60V193H58ZM72 194V193H71ZM108 194V193H107ZM112 194H113V192H112ZM120 195L121 197V200H119L120 198H119V196H117V195H114V197L115 196H117V198H119L118 200H117V198L115 199L116 200V203H117V205H116V203L114 204V197H113V199H111L112 198V196L110 197V195H106V196H109L110 197V200H112V202L110 201L108 204H106V205H109L110 206V203H112L111 205L112 206H110V208L112 207H114V209H112L111 208V212L114 210H116V208L117 207H119L121 204H120V201H122V199H123V196L124 195ZM130 194H132V193H130ZM209 195L208 197L206 196V195ZM40 195V194H39ZM70 195V194H69ZM102 195V194H101ZM126 195H127V193L125 194V197H126ZM137 195V194H136ZM144 195V194H143ZM157 195V194H156ZM201 195H203V196H201ZM27 198H25V197ZM28 196H30V197H28ZM36 196H38V195H36ZM48 197L47 198H51V195L49 196V195H47ZM63 196V197H64ZM71 196V195H70ZM72 196H75L74 194L72 195ZM83 196V197H84ZM99 196V195H98ZM104 198H107V197H105L104 195H102ZM130 196V195H129ZM128 196V197H129ZM133 196V195H132ZM204 196H206V198H203ZM58 197V196H57ZM60 197V196H59ZM58 197V198H59ZM82 197V196H81ZM102 197V198H103ZM125 197H124V199L123 200H125ZM131 197V196H130ZM144 197H146V196H144ZM148 197V196H147ZM149 197H151V199H150V201H151V203H152V196H149ZM159 197H161L160 195H159ZM36 198V197H35ZM97 198H99V197H97ZM97 198L96 199H94V200H97ZM102 198H100V199H102ZM133 198V197H132ZM137 198V197H136ZM154 198V197H153ZM156 198V197H155ZM31 199H33L32 201H34V203H35V201L37 202L36 204L37 205H34L32 202H31ZM98 200V202L97 203H99L101 200ZM142 199V198H141ZM148 199V200H149ZM188 199H189V197H188ZM4 200V201H3ZM60 200H61V198H60ZM62 200H64V198H62ZM67 200V199H66ZM72 200V199H71ZM73 200H75L74 198H73ZM81 200V199H80ZM107 200V199H106ZM105 200V201H106ZM128 200V199H127ZM132 200V199H131ZM40 201H43V202H40ZM56 201H58V202H56ZM70 201V200H69ZM89 201L91 202V203H89ZM103 201V200H102ZM108 201V200H107ZM129 201V200H128ZM133 201V200H132ZM82 202V201H81ZM86 202H88V203H86ZM131 202V201H130ZM148 202V204L150 205L151 203H149V201H147ZM153 202H155V200L153 201ZM20 203L22 204V206H20ZM63 203H64V201H63ZM67 203V202H66ZM72 203V204H73ZM96 203V202H95ZM104 203V201L102 202V204ZM107 203V202H106ZM122 203V202H121ZM136 203V202H135ZM31 204H33L34 206H32ZM44 204V205H43ZM65 204V203H64ZM71 204V205H72ZM114 204V205H113ZM124 204V203H123ZM128 204V203H127ZM153 204L154 203H152L150 206H152V209H153ZM180 204V203H179ZM104 205V204H103ZM103 205H101V206H103ZM116 205V206H115ZM147 205V204H146ZM156 205V204H155ZM122 206V205H121ZM120 206V207H121ZM124 206V205H123ZM122 206V207H123ZM139 207L137 208V212L135 213V217H134V221H135V225H134V227H135V230H133V242H134V245L135 244H139V241H140V244H143V240L142 239H144L143 238V236L145 235V236H147V235H151L152 237H154V238H156V241H157V243L159 244V243H161V244H163V243H165L166 242V240H167V242H166V244H164L163 246L164 247H166L165 245H167V244H169L168 243V239H172L171 237H169L168 235H170V236H172L173 237V239H172V242H179L180 240H179V238H180V236H179V238H178V240H176V239H174L176 236H177V234H176V236H175V234H171L170 233V231H169V233H168V231H167V233L165 232V230H164V234H163V229L164 228H169V226H171L173 223H175V221L176 220H178V218L179 217H181V216H179V215H181L182 214V212H181V214H178L179 213V210H178V213H174V210H173V212H172V214H175L174 215V219H172V220H174V222L170 219V217L169 216H166V217H168L169 219H170V221H168V222H166L165 224H166V226H165V224H164V228H161V227H163V225L161 226L160 224V226L161 227H158V225H157V221H159V218H156L155 216H153V218L154 219H152V221L153 220H155L154 222H151V220L149 219V217H151V214L149 213V211H151L152 212V210H150L151 209V207L149 208V209H147L148 207L147 206H145L144 205V203H142V202H140V204L138 205ZM143 206H145V207H143ZM183 206V205H182ZM105 207V205L103 206V208ZM116 207V208H115ZM121 207V208H122ZM147 207V208H146ZM184 207V206H183ZM79 208H80V211L81 210H83V212L84 213H82V211H81V213L79 212ZM106 208V207H105ZM104 208V209H105ZM109 208V207H108ZM127 208V207H126ZM178 208V207H177ZM176 208V209H177ZM62 209V210H61ZM76 209V210H75ZM123 209H124V207H123ZM165 209V208H164ZM172 209V208H171ZM179 209H181L180 207H179ZM14 210H17V212H14ZM21 211V210H24L23 212H25V210H31V212H33V215L36 213V222L33 220L34 219V217H30L29 215V217H27V218H25L24 216H22V217H24V218H22L20 215H19V211ZM73 210H75L76 211V213H77V211H78V213L76 214V215H74L75 213V211L73 212ZM117 210H119L118 208H117ZM121 210V209H120ZM149 210V211H148ZM154 210V209H153ZM156 210V209H155ZM155 210H154V212H155ZM159 210V209H158ZM160 210H162V209H160ZM159 210V211H160ZM166 210H168V209H166ZM166 210H163L162 212H166ZM183 210H185V208H183ZM34 211H35V213H34ZM47 211H49V212H52V215L49 213V220H50V222L53 220V217H56V215L54 216V214L55 213H57L58 211L59 212H61V217H59V216H57L56 218H57V221L59 222H57L56 220H55V222H57V224H60V226H62V225H64V227H60V226H58V225H56L55 226V222H54V228H51V227H49V229H48V226H53L51 223L49 224L48 223V225H47V223L46 222H48V221H46V222H44V220L43 219H41V218H44V217H46L45 215L46 214H44L43 216L44 217H41L42 215L40 214L41 212H43V213H47ZM54 211H57V212H54ZM63 211V212H62ZM65 211V212H64ZM66 211H69V213H71L72 212V214L74 215V217L76 218V219H74L72 216V214L69 216H66L65 214H66ZM99 211V210H98ZM102 211V210H101ZM107 211V210H106ZM180 211H182V210H180ZM39 214H38V213ZM53 212H54V214H53ZM109 212V211H108ZM116 212V211H115ZM120 212V211H119ZM118 211H117V213H119ZM124 212H125V210H124ZM176 212V211H175ZM184 212V211H183ZM185 212H186V210H185ZM18 213V215H16V214ZM30 213V212H29ZM42 213V214H43ZM47 213V214H48ZM79 213H80V215H79ZM105 213V212H104ZM156 213H157V211H156ZM26 214H27V212H26ZM63 214L65 215V217H66V221H64V218H63ZM159 214V213H158ZM164 214V213H163ZM166 214H168V213H166ZM176 214H177V217L178 218H176L175 216H176ZM185 214V213H184ZM32 215V216H33ZM41 215V216H40ZM80 216V217H76V216ZM128 215V214H127ZM153 215V214H152ZM160 215V214H159ZM19 216L23 219H21V218H19ZM104 217H105V215H103ZM126 216V215H125ZM162 216V215H161ZM165 216H163L162 217V219H167ZM37 217H38V219H41V220H38L37 219ZM71 217V218H70ZM160 217V216H159ZM29 218H33L32 220L35 222V224H34V226H33V224L31 225V222H33L31 219V221H29ZM68 218H70V219H74L75 221H74V223H75V225L73 226V225H71L72 224V220L70 221V219H68ZM121 218V217H120ZM120 218H118V219H120ZM124 218V217H123ZM127 218V217H126ZM176 218V219H175ZM182 218H185V217H181V221H183L182 220ZM26 219V220H25ZM45 220H46V218H44ZM82 219H83V215H82ZM112 220V218H109V220ZM161 219V220H162ZM168 219V220H169ZM63 220V221H62ZM106 220V219H105ZM108 220V219H107ZM106 220V221H107ZM179 220V221H180ZM185 220V221H186ZM64 222V223H62V222ZM112 221H116V220H112ZM118 221H120V220H118ZM163 222H164V220H162ZM61 222V223H60ZM66 222V223H65ZM83 222V221H82ZM101 222V223H100ZM122 222V221H121ZM124 222V221H123ZM150 222V223H149ZM155 222H156V224H155ZM177 222V221H176ZM45 223V224H44ZM73 223V224H74ZM80 223V222H79ZM85 223V222H84ZM103 223V224H102ZM111 223V222H110ZM154 225H152V224ZM181 223V222H180ZM184 224H185V222H183ZM122 223H120L119 225H113L112 227L110 226L111 224H107L108 226H110L111 227V229L114 231V230H116L118 233H116V234H114V236L116 235V238H118V242L120 243L121 242V240H122V238H121V235L123 234L122 232H123V226L121 225ZM149 224H151L150 226L152 227H150L149 226ZM169 224H171V225H169ZM188 225H190L189 223H187ZM187 224H185L186 226H185V228L187 227V229H185L184 227L182 228V230L184 229V230H187V232L185 233V232H183V233H185V234H187V233H189L190 234V231H188V229L190 230V228H188V225ZM84 225H86V223L84 224ZM174 225V224H173ZM179 225V224H178ZM181 225V224H180ZM179 225V227L181 228L182 226H183V224L180 226ZM195 225V224H194ZM40 226L42 227V229L40 228ZM47 226V227H46ZM89 226V225H88ZM87 226V227H88ZM107 226V227H108ZM133 226V225H132ZM157 228H156V227ZM174 226H176V224L174 225ZM198 226H199V224H198ZM197 225H196V228L198 227ZM203 226V225H202ZM201 225H200V227H202ZM207 226H206V228H207ZM34 227H38L37 229L35 228V229H33ZM57 227V228H56ZM86 227V226H85ZM110 227L108 228V229H110ZM134 227H133V229H134ZM172 228H174L173 226H171ZM170 227V228H171ZM191 228H192V226H190ZM205 227V226H204ZM90 227H88V229H89ZM96 228V229H95ZM104 228V227H103ZM103 228H102V230H103ZM154 228V229H153ZM194 228V227H193ZM196 228H194V230L196 229ZM87 229V230H88ZM105 229V228H104ZM110 229V230H111ZM130 229V228H129ZM128 229V230H129ZM175 229V233H176V230L177 231H179L177 228H174ZM202 229V230H201ZM208 229V228H207ZM259 231H258V230ZM77 230V231H78ZM99 230V232H101ZM162 230V232H160ZM168 230V229H167ZM171 230H173V229H171ZM181 230V229H180ZM198 229H196L195 231H197ZM200 230H201V232L203 233H206V231H203L204 229H203V227L202 228H200ZM200 230H199V232H200ZM83 231H85V230H83ZM82 231V235L80 236L81 238L83 237V233H85V232H83ZM92 230H90V232H91ZM94 231H92V233L94 232ZM104 231V230H103ZM105 231L107 232V230L105 229ZM132 231V230H131ZM174 231V230H173ZM192 231V230H191ZM195 231H192V232H195ZM110 232V231H109ZM109 232H107V233H109ZM129 233H130V231H128ZM149 232H152L151 234H148ZM180 232V231H179ZM208 232H209V230L207 231V234H208ZM87 233V232H86ZM85 233V234H86ZM107 233H105L106 235H107ZM111 233V232H110ZM147 233V234H146ZM173 233V232H172ZM178 233V232H177ZM182 233V234H183ZM80 234H81V232H80ZM125 234H127V233H125ZM155 235V236H153V235ZM168 234V235H167ZM180 233H178V235H179ZM201 234V233H200ZM200 234H199V236H200ZM89 235V236H88ZM164 235V236H163ZM196 234H194V239H197L198 240V237L197 236H195ZM203 235V234H202ZM144 236V237H145ZM163 236V237H162ZM193 236V235H192ZM211 236V237H212ZM42 237V238H41ZM84 237H86L85 235H84ZM87 239H91L92 238V236H90V234H87ZM106 237V236H105ZM108 237V236H107ZM166 237V238H165ZM184 237H185V235H184ZM188 239H190L188 236H186ZM195 237H197V238H195ZM202 237V236H201ZM77 238H79V237H77ZM94 238V237H93ZM92 238V239H93ZM192 238V237H191ZM200 238V237H199ZM215 238V237H214ZM250 238V237H249ZM58 239L60 240V239H63V240H66V243L63 245V247H62V245L60 246V247H58V248H55L56 247V242L58 241ZM86 239V240H87ZM97 239V238H96ZM95 238H94V243H95V247L93 246L92 247V249L94 248V251H99L100 250V248H99V246H100V239H97L96 240ZM106 238H104V241H106L105 240ZM146 239V238H145ZM193 239V238H192ZM194 239H193V241H194ZM246 239V238H245ZM44 240V241H43ZM86 240H84L83 241V245L84 246H86L84 243H86ZM183 240H184V238H183ZM200 241H201V239H199ZM203 240V239H202ZM216 240V239H215ZM79 242H78V244H80V241H81V239L80 240H78ZM90 241V240H89ZM89 241H87V243H89V244H91V242H89ZM97 241V242H96ZM103 241V242H104ZM185 241H187L186 240V238H185ZM208 242H209V240H207ZM207 241H206V243H207ZM130 242V241H129ZM170 242V241H169ZM182 242V243H181ZM181 242H180V245H183L184 244V242L181 240ZM188 242V241H187ZM187 242H185V245L187 244ZM205 242V241H204ZM203 242V243H204ZM211 242V241H210ZM221 242V244H223ZM228 242V243H229ZM234 242V241H233ZM31 243H36V245H37V248L35 249L36 251H35V253L34 252H31L32 250H31ZM93 243V242H92ZM189 243H190V241H189ZM191 243H194V242H192L191 241ZM190 243V244H191ZM195 243L196 244H198L197 242H196V240H195ZM204 244V245H206V247H208L207 246V244ZM130 244V243H129ZM139 244V245H140ZM171 245V248H173L174 246L172 245V243H170ZM201 244V245H200ZM219 245L220 247L222 246V245ZM244 244V243H243ZM83 245L82 244H80L79 246H81V247H83ZM92 245H94V244H92ZM155 245H157V244H154V246ZM175 245H176V243H175ZM178 245H179V243H178ZM178 245H176V247L178 246ZM192 245V244H191ZM195 245V244H194ZM193 245V246H194ZM199 245H200V247L202 246V242L201 243H199ZM199 245L198 246H196V247H198L200 250H202L203 249V247H204V245H203V247H199ZM209 245V244H208ZM211 245V246H210ZM209 245V247L211 248L210 249V251H209V248L207 249V248H205L206 250V252L208 251V252H212L213 251V249H212V242H211V244ZM223 245V247L222 248H224V247H226V246H224ZM246 245V244H245ZM244 245V246H245ZM78 246V248L77 249H79L80 247ZM90 245H88V246H86V250H87V247H89ZM141 246V245H140ZM139 246V247H140ZM144 246V245H143ZM141 247L142 248V250H141V248H140V250L141 251H143L142 253H143V255H147V254H145V252L147 253V250L144 248V247ZM150 245H148L147 247H149ZM169 245H168V247L167 248H169L170 247ZM173 246V247H172ZM187 246H190V245H187ZM236 246V245H235ZM36 247V246H35ZM138 247V246H137ZM137 247H135V248H137ZM156 247H158V245L157 246H155V248ZM160 247H162L161 245H160ZM176 247H175V249H173V251L172 252H174V251H176ZM183 247H185V246H182V247H180V249L182 250V248ZM191 247L192 246H190V248L189 247H186V249L187 248H189V249H191ZM195 247V250L197 249V250H199L198 248H196ZM217 247V246H216ZM220 247H219V249H220ZM229 247H231V246H229ZM170 248V249H171ZM178 248V247H177ZM194 248V247H193ZM235 248V247H234ZM237 248H238V246H237ZM62 249V250H61ZM139 249V248H138ZM162 249H163V247H162ZM180 249H178V250H180ZM184 249V248H183ZM225 249V248H224ZM227 249H228V247H227ZM230 249V248H229ZM228 249V251H230L231 252V249L229 250ZM244 249H246V248H244ZM60 250V251H59ZM83 250V249H82ZM81 250V253L82 254H84V253H86L85 251H82ZM157 250V249H156ZM161 250V249H160ZM159 250V247H158V252L160 251ZM165 250H166V248L164 249V251L163 252H165ZM212 250V251H211ZM233 250V249H232ZM241 250V249H240ZM80 251V250H79ZM87 251H89V252H87L88 253V255L90 254V253H93L92 252V250H91V247L89 248V250H87ZM102 251V250H101ZM104 251V250H103ZM132 251H134V250H132ZM189 251V250H188ZM187 251V252H188ZM204 251V250H203ZM205 251L203 252V253H205ZM227 251V250H226ZM235 251V250H234ZM55 252H57V253H55ZM137 252V251H136ZM135 252V253H136ZM166 252H170V254H168V255H164L163 253H162V251H160V254H161V257H163L162 255H164V257H163V259H162V261H164V264H198V262H199V260L198 261H196L195 260V258L197 257V256H199V255H194V259L192 258V260H191V258H190V260L189 259H186V260H184V258H183V255L184 256H186L184 253L182 254L181 253V251H179L181 254H179V253H176V252H174V253H171V251H169V250H167ZM192 252V251H191ZM196 252V251H195ZM199 252V251H198ZM220 252V251H219ZM79 253V252H78ZM96 253V252H95ZM102 253V252H101ZM213 253V252H212ZM225 253L226 252H224V254L222 255V257L225 255ZM234 253V252H233ZM236 253V252H235ZM246 253H247V251H246ZM245 252L243 253V254H246ZM247 253V254H248ZM97 254V253H96ZM126 255H130V254H133V253H130V252H126L125 253ZM140 254H141V252H140ZM151 254H154V251H153V253H151ZM190 253H187V255H189ZM200 254H202L201 252H200ZM209 254V253H208ZM211 254V253H210ZM222 254V253H221ZM229 254H232V253H229ZM79 255H80V253H79ZM86 255V254H85ZM99 255V254H98ZM100 255H102V254H100ZM136 255V254H135ZM203 255V254H202ZM202 255H200L199 256V259H200V257L202 256ZM228 255V254H227ZM240 255V254H239ZM258 255V256H257ZM96 256V255H95ZM133 256V255H132ZM139 259H144V256H140V255H136ZM153 256V255H152ZM151 256V257H152ZM158 256V255H157ZM206 256H207V254H206ZM232 256V255H231ZM241 256H242V254H241ZM83 257V256H82ZM96 257H98V261H91L92 262V264H106V262H104L103 263V261L102 260H104L107 256H105V253H103V255L102 256H100L101 258H103L102 260L100 259V257L99 256H96ZM134 257V256H133ZM133 257H131V258H133ZM154 257V258H153ZM152 258L153 259H155V255L153 256ZM160 257V256H159ZM213 257V256H212ZM227 257V256H226ZM130 258V257H129ZM148 258H150V257H148ZM147 258V259H148ZM186 258V257H185ZM204 258H206V257H204ZM210 258H211V256H210ZM235 258V257H234ZM239 258H241V259H239V261H241V260H243V259H245L244 258V256L243 257H239ZM263 258V259H262ZM124 259H126V258H124ZM137 259V258H136ZM161 259H159V261L161 260ZM217 259V258H216ZM229 260H230V262H232L231 261V259L230 258H228ZM227 259V260H228ZM95 260V259H94ZM106 260H107V258H106ZM121 260V259H120ZM146 260V259H145ZM144 260V262H146ZM204 260V259H203ZM229 260H228V262H229ZM238 260V259H237ZM249 260V259H248ZM141 262H143L142 260H140ZM155 261V260H154ZM153 261V262H154ZM157 261V260H156ZM161 261V262H162ZM206 261V260H205ZM208 261V260H207ZM207 261H206V264H209V263H207ZM250 261H251V259H250ZM118 262H119V259H118ZM131 262V261H130ZM137 262V261H136ZM148 262L151 264V262H150V259H148ZM186 262V263H185ZM210 262V261H209ZM244 262H246V259L245 260H243V263ZM34 263V264H35ZM122 262H120L119 264H121ZM157 263V262H156ZM163 263V262H162ZM232 263H235V262H232ZM252 263V262H251ZM128 264H130V263H128ZM134 264H135V262H134ZM144 264V263H143ZM202 264H205V262L204 263H202ZM211 264V263H210ZM239 264H241L240 262H239ZM255 264V263H254Z\"/></svg>",
    "mask_w": 264,
    "mask_h": 264
},
{
    "label": "crops",
    "instance_id": "3",
    "mask_svg": "<svg viewBox=\"0 0 264 264\" xmlns=\"http://www.w3.org/2000/svg\"><path fill=\"white\" fill-rule=\"evenodd\" d=\"M6 87L0 88V97L1 98H5L7 101H11V102H15V100L18 98V94L17 92L13 91V90H6ZM4 100V99H3ZM36 111V115L38 114ZM40 127L41 126V121L38 124Z\"/></svg>",
    "mask_w": 264,
    "mask_h": 264
}]
</instances>
